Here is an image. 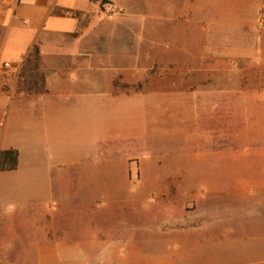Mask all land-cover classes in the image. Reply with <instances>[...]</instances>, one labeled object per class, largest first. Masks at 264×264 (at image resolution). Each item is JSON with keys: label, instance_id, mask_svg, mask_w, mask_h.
Returning <instances> with one entry per match:
<instances>
[{"label": "rangeland", "instance_id": "rangeland-1", "mask_svg": "<svg viewBox=\"0 0 264 264\" xmlns=\"http://www.w3.org/2000/svg\"><path fill=\"white\" fill-rule=\"evenodd\" d=\"M181 1L187 29L123 101L138 137L83 158L79 193L106 197L107 243L135 250L108 264H264V185L247 191L264 179V0Z\"/></svg>", "mask_w": 264, "mask_h": 264}, {"label": "crops", "instance_id": "crops-1", "mask_svg": "<svg viewBox=\"0 0 264 264\" xmlns=\"http://www.w3.org/2000/svg\"><path fill=\"white\" fill-rule=\"evenodd\" d=\"M105 1L110 10L101 0H0V150H18L17 166L0 170V264H108L107 255L133 253L107 243L106 197L79 193L88 188L82 159L138 137L140 106L123 101L187 25L171 21L170 0ZM196 1L182 0L180 13L206 6ZM34 43L39 93L18 80ZM248 181L249 195L264 185Z\"/></svg>", "mask_w": 264, "mask_h": 264}, {"label": "trees", "instance_id": "trees-1", "mask_svg": "<svg viewBox=\"0 0 264 264\" xmlns=\"http://www.w3.org/2000/svg\"><path fill=\"white\" fill-rule=\"evenodd\" d=\"M63 12H71L76 16L79 15V12L72 10H64ZM39 64V47L37 43H34L24 57L18 74V80L27 91L38 93L45 91L44 75L39 70ZM17 163L18 150L16 148L10 147L0 150V170L13 169L17 166Z\"/></svg>", "mask_w": 264, "mask_h": 264}, {"label": "built area", "instance_id": "built-area-1", "mask_svg": "<svg viewBox=\"0 0 264 264\" xmlns=\"http://www.w3.org/2000/svg\"><path fill=\"white\" fill-rule=\"evenodd\" d=\"M102 4L105 5L109 10L112 8L111 4L107 1H103ZM5 65H8V63H5Z\"/></svg>", "mask_w": 264, "mask_h": 264}]
</instances>
